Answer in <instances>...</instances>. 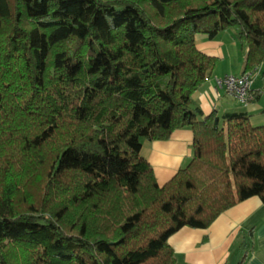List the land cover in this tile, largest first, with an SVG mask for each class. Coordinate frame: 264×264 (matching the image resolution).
Wrapping results in <instances>:
<instances>
[{
  "label": "trees",
  "instance_id": "16d2710c",
  "mask_svg": "<svg viewBox=\"0 0 264 264\" xmlns=\"http://www.w3.org/2000/svg\"><path fill=\"white\" fill-rule=\"evenodd\" d=\"M231 27L264 74V0H0V264H178L173 232L264 204V125L192 97ZM181 128L159 185L142 140Z\"/></svg>",
  "mask_w": 264,
  "mask_h": 264
},
{
  "label": "crops",
  "instance_id": "0c3cea01",
  "mask_svg": "<svg viewBox=\"0 0 264 264\" xmlns=\"http://www.w3.org/2000/svg\"><path fill=\"white\" fill-rule=\"evenodd\" d=\"M233 27L214 38L196 37L197 47L218 62L208 79L193 93V102L204 114L215 110L245 111L252 125H264V74L262 68L253 77L250 99L241 103L217 86L216 80L227 74L243 73L246 46ZM193 154L191 129L174 130L166 140H142L140 155L151 165L157 183L164 184L185 166ZM252 230V231H251ZM178 264H264V204L257 196L244 199L226 209L207 227L183 226L167 238Z\"/></svg>",
  "mask_w": 264,
  "mask_h": 264
},
{
  "label": "built area",
  "instance_id": "2783aa9c",
  "mask_svg": "<svg viewBox=\"0 0 264 264\" xmlns=\"http://www.w3.org/2000/svg\"><path fill=\"white\" fill-rule=\"evenodd\" d=\"M259 69L254 72H246L240 75L227 74L222 78L216 80L217 86L224 89V91L237 99L241 103H246L252 99L251 84L253 77ZM208 79V76L205 80Z\"/></svg>",
  "mask_w": 264,
  "mask_h": 264
}]
</instances>
